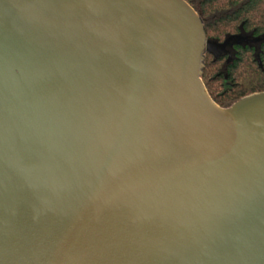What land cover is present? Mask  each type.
Returning <instances> with one entry per match:
<instances>
[{"label":"water","instance_id":"obj_1","mask_svg":"<svg viewBox=\"0 0 264 264\" xmlns=\"http://www.w3.org/2000/svg\"><path fill=\"white\" fill-rule=\"evenodd\" d=\"M227 42L187 0H0V264H264V91L203 81Z\"/></svg>","mask_w":264,"mask_h":264},{"label":"trees","instance_id":"obj_2","mask_svg":"<svg viewBox=\"0 0 264 264\" xmlns=\"http://www.w3.org/2000/svg\"><path fill=\"white\" fill-rule=\"evenodd\" d=\"M187 1L203 18L209 41L228 40L220 55L206 53L203 81L212 98L230 106L264 91V0Z\"/></svg>","mask_w":264,"mask_h":264},{"label":"flooded vegetation","instance_id":"obj_3","mask_svg":"<svg viewBox=\"0 0 264 264\" xmlns=\"http://www.w3.org/2000/svg\"><path fill=\"white\" fill-rule=\"evenodd\" d=\"M246 41L248 42V41H250V40L246 39ZM252 41H253V40H252ZM225 50H226V47H225ZM225 50H223V52H224ZM223 52H222V53H223ZM213 55H214V54H213ZM219 55H220V54H219ZM217 56H218V55H217Z\"/></svg>","mask_w":264,"mask_h":264}]
</instances>
